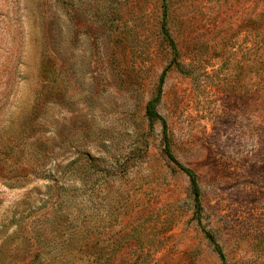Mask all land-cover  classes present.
<instances>
[{"label":"rangeland","instance_id":"rangeland-1","mask_svg":"<svg viewBox=\"0 0 264 264\" xmlns=\"http://www.w3.org/2000/svg\"><path fill=\"white\" fill-rule=\"evenodd\" d=\"M207 234L264 264V0H0V264H221Z\"/></svg>","mask_w":264,"mask_h":264},{"label":"trees","instance_id":"trees-1","mask_svg":"<svg viewBox=\"0 0 264 264\" xmlns=\"http://www.w3.org/2000/svg\"><path fill=\"white\" fill-rule=\"evenodd\" d=\"M163 31H164V36L166 37L172 49V53L174 57H176L177 51L175 49V45L172 42L171 38L169 37V34L167 33V31L166 30H163ZM165 73L166 71H163L159 78L156 96L152 98L151 100H149L145 106V117L150 126H152L155 122L160 123L161 128H162V136H163V155L171 164H173L180 172H182L187 177L188 182H189L190 195L193 201V217L199 223L203 209H202L201 201H200L201 191H200V188L197 182V176L195 175L193 171L179 164L174 158V156L172 155L171 148H170V140L167 134V125L165 121L159 116L156 110L157 105L160 100L161 88L163 85V79H164ZM206 237L209 243L213 246V250L215 254L217 255V257L219 258L221 264H226L223 252L221 248L219 247V245L215 242L214 238L209 234H207Z\"/></svg>","mask_w":264,"mask_h":264}]
</instances>
